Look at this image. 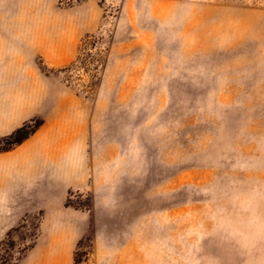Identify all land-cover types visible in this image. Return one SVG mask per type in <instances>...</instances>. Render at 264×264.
<instances>
[{
  "label": "rangeland",
  "instance_id": "obj_1",
  "mask_svg": "<svg viewBox=\"0 0 264 264\" xmlns=\"http://www.w3.org/2000/svg\"><path fill=\"white\" fill-rule=\"evenodd\" d=\"M0 264H264V0H0Z\"/></svg>",
  "mask_w": 264,
  "mask_h": 264
},
{
  "label": "crops",
  "instance_id": "obj_2",
  "mask_svg": "<svg viewBox=\"0 0 264 264\" xmlns=\"http://www.w3.org/2000/svg\"><path fill=\"white\" fill-rule=\"evenodd\" d=\"M49 134H50V131L43 130L41 133H39V136H38L37 139H40L41 137L42 138L49 137V136H47ZM62 145H64V144H62ZM30 146H33L32 143H27L25 145V147H30ZM60 146H61L60 144L57 145L58 150H61L59 148ZM50 150H51V146H50ZM63 155H64V153L61 150V152H59V158H62V162H61L60 165H61V167H63L61 169V171H57L56 173H53V172L52 173H48V174L46 173L45 174V178H44V180L46 182L51 184V188H53V189L56 188V190L62 192V198H60L56 202H63L66 190L69 188L67 183H68V181H72V177H73V176L70 175V178H69L67 176L68 174L64 171L65 156H63ZM47 165H48V163H47Z\"/></svg>",
  "mask_w": 264,
  "mask_h": 264
},
{
  "label": "trees",
  "instance_id": "obj_3",
  "mask_svg": "<svg viewBox=\"0 0 264 264\" xmlns=\"http://www.w3.org/2000/svg\"><path fill=\"white\" fill-rule=\"evenodd\" d=\"M26 137H24L23 139H25ZM14 144H17V143H19V140H15L14 142H13Z\"/></svg>",
  "mask_w": 264,
  "mask_h": 264
}]
</instances>
